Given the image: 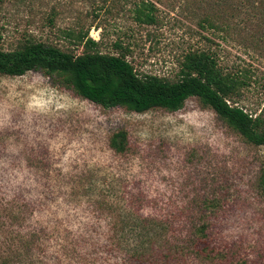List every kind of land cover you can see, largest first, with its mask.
<instances>
[{
    "label": "rangeland",
    "instance_id": "374dc122",
    "mask_svg": "<svg viewBox=\"0 0 264 264\" xmlns=\"http://www.w3.org/2000/svg\"><path fill=\"white\" fill-rule=\"evenodd\" d=\"M162 1L147 24L136 18L138 0H0V44L43 41L80 53L91 37L95 49L171 80L185 53L211 49L245 81L235 104L264 116V12L228 19L227 31L206 32L208 40L184 2ZM120 129L124 154L109 147ZM263 161V145L246 142L195 97L175 111L138 113L93 103L41 70L0 74V195L28 202L26 225L81 238L80 250L99 264H119L108 238L122 229L132 244L137 214L185 234L189 250L174 264H264ZM45 243L47 254L58 247Z\"/></svg>",
    "mask_w": 264,
    "mask_h": 264
},
{
    "label": "trees",
    "instance_id": "16d2710c",
    "mask_svg": "<svg viewBox=\"0 0 264 264\" xmlns=\"http://www.w3.org/2000/svg\"><path fill=\"white\" fill-rule=\"evenodd\" d=\"M162 0H138L135 7L140 23H154V10ZM180 7L194 17L203 36L206 32H226L229 23L241 17L262 15L264 0H179ZM204 32V33H203ZM2 34L0 32V43ZM97 41L88 37L80 53L64 50L43 41H27L5 50L0 44V74L19 76L41 70L59 78L60 83L78 96L103 107H123L134 112L152 108L180 109L189 97L210 107L246 142L264 146V116L235 104V96L245 81L225 72L214 51L199 48L183 55L174 80L139 71L125 54L101 52ZM120 46V45H119ZM125 130L109 137V147L117 154L128 150ZM260 183L264 190V161ZM28 202L18 196L0 195V264H99L96 253L81 251V238L69 231H55L26 225ZM142 223L131 231L132 244L122 242V229L111 231L108 246L119 254V264H174L187 253L185 234L166 228L162 219L137 214ZM192 238L204 235L205 226H195ZM53 240L57 249L47 254L45 241ZM58 242V243H57ZM194 246L192 252L200 253ZM93 250V249H92ZM189 250V249H188ZM116 264V263H113Z\"/></svg>",
    "mask_w": 264,
    "mask_h": 264
}]
</instances>
